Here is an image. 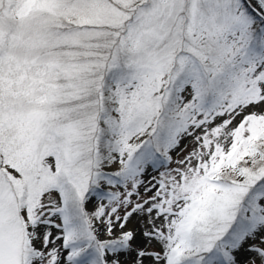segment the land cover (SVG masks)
<instances>
[{"label":"snow or ice","instance_id":"obj_1","mask_svg":"<svg viewBox=\"0 0 264 264\" xmlns=\"http://www.w3.org/2000/svg\"><path fill=\"white\" fill-rule=\"evenodd\" d=\"M0 264H264V0H0Z\"/></svg>","mask_w":264,"mask_h":264},{"label":"rangeland","instance_id":"obj_2","mask_svg":"<svg viewBox=\"0 0 264 264\" xmlns=\"http://www.w3.org/2000/svg\"><path fill=\"white\" fill-rule=\"evenodd\" d=\"M185 144H188V149H190V148L192 147V145H191L188 141H182V143H181V147H183ZM186 151H187V150H186ZM184 154H185V153H181V154H180V157H177V158H182ZM154 175H157V174L154 173V172H150V173L145 177V179H146V180H151L152 176H154ZM94 207H95L94 204H93V205H89V206H88L89 211H91ZM128 227H129V228H132V229H138V228H139L138 218H134V219H132V221H131V223L128 225ZM137 235L139 236V231L137 232ZM124 259H125V260H128L127 257H125Z\"/></svg>","mask_w":264,"mask_h":264}]
</instances>
